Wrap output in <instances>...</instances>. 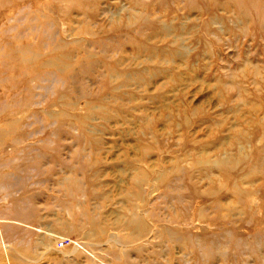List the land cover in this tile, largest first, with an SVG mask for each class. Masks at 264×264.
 <instances>
[{
  "label": "rangeland",
  "instance_id": "374dc122",
  "mask_svg": "<svg viewBox=\"0 0 264 264\" xmlns=\"http://www.w3.org/2000/svg\"><path fill=\"white\" fill-rule=\"evenodd\" d=\"M0 264H264V0H0Z\"/></svg>",
  "mask_w": 264,
  "mask_h": 264
},
{
  "label": "bare ground",
  "instance_id": "6f19581e",
  "mask_svg": "<svg viewBox=\"0 0 264 264\" xmlns=\"http://www.w3.org/2000/svg\"><path fill=\"white\" fill-rule=\"evenodd\" d=\"M18 207H21V209L18 208V210L12 211V214H14L15 221L22 224L23 222H26L31 217L32 209L22 208L23 205H20Z\"/></svg>",
  "mask_w": 264,
  "mask_h": 264
},
{
  "label": "built area",
  "instance_id": "2783aa9c",
  "mask_svg": "<svg viewBox=\"0 0 264 264\" xmlns=\"http://www.w3.org/2000/svg\"><path fill=\"white\" fill-rule=\"evenodd\" d=\"M60 245H64V242H61Z\"/></svg>",
  "mask_w": 264,
  "mask_h": 264
}]
</instances>
